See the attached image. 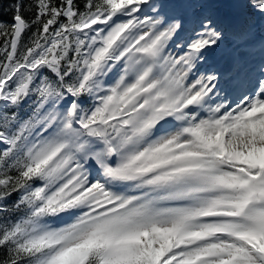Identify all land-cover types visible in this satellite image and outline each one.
Segmentation results:
<instances>
[{"label":"snow or ice","instance_id":"obj_1","mask_svg":"<svg viewBox=\"0 0 264 264\" xmlns=\"http://www.w3.org/2000/svg\"><path fill=\"white\" fill-rule=\"evenodd\" d=\"M0 41V264H264V0H14Z\"/></svg>","mask_w":264,"mask_h":264},{"label":"trees","instance_id":"obj_2","mask_svg":"<svg viewBox=\"0 0 264 264\" xmlns=\"http://www.w3.org/2000/svg\"><path fill=\"white\" fill-rule=\"evenodd\" d=\"M77 6L83 10V4L85 3V0H75ZM14 0H0V20L2 21H8L11 18L12 15V6H13ZM31 0H26V4H30ZM28 17L31 18V12L29 11L27 13ZM32 31H35L33 29ZM31 33L28 34L30 36ZM28 36L25 37V40L28 39ZM2 43V41H0ZM0 258H3V252L0 251Z\"/></svg>","mask_w":264,"mask_h":264},{"label":"rangeland","instance_id":"obj_3","mask_svg":"<svg viewBox=\"0 0 264 264\" xmlns=\"http://www.w3.org/2000/svg\"><path fill=\"white\" fill-rule=\"evenodd\" d=\"M69 220H70L69 217H62V218L56 220L55 223L59 225V224L66 223V222H68Z\"/></svg>","mask_w":264,"mask_h":264}]
</instances>
